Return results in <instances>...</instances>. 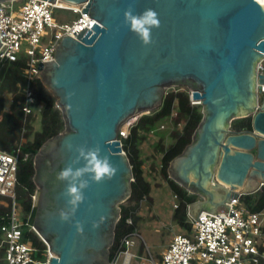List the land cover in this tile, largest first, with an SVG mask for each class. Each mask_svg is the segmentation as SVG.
<instances>
[{"label":"water","instance_id":"95a60500","mask_svg":"<svg viewBox=\"0 0 264 264\" xmlns=\"http://www.w3.org/2000/svg\"><path fill=\"white\" fill-rule=\"evenodd\" d=\"M65 1L87 2L96 23L77 37L63 36L54 59L41 64V80L65 121L34 158V227L51 252L47 264H111L120 204L131 196L134 179L120 128L132 115L160 107L167 87L185 85L202 105L192 141L169 166L175 181L201 197L189 204V213L202 222L201 211L230 208L232 198L264 185V95L257 89L264 81L257 73L264 57L262 1L135 0L137 13L152 8L161 21L147 47L122 24L132 0ZM69 92L74 95L66 99ZM248 116L251 129L232 128L235 119ZM66 142L99 144L119 168L113 180L85 191L71 222L59 218L67 205L65 184L56 180L76 155ZM75 221L83 223L82 234Z\"/></svg>","mask_w":264,"mask_h":264},{"label":"built area","instance_id":"2783aa9c","mask_svg":"<svg viewBox=\"0 0 264 264\" xmlns=\"http://www.w3.org/2000/svg\"><path fill=\"white\" fill-rule=\"evenodd\" d=\"M18 4H15V3ZM87 2L70 3L65 0H5L0 1V60L17 61L26 58L23 77L26 84L18 81L25 95L23 110L32 112L35 100L33 81L40 78L41 64L53 60L63 36L77 35L92 29L96 23L86 10ZM55 9H64L76 14L72 19L58 18ZM50 29V30H48ZM257 73L264 75V57L259 61ZM259 95H264V81L257 83ZM190 91V90H189ZM196 104L197 100L192 98ZM130 130L120 128L119 137H127ZM121 140V139H120ZM122 147L123 143L121 141ZM124 149V148H123ZM125 151V150H124ZM29 153L24 155L27 159ZM22 158L20 144L11 150L0 148V204L9 209L0 215V252L4 264H47L51 256L49 247L45 258L35 256L37 247L25 237L26 226L36 233L31 214L24 215L22 204L17 197L19 184L18 170ZM32 206L37 207L38 187L31 194ZM242 194L231 199L227 205L219 207L215 213L201 211L197 220L188 211L186 233H175L169 244L161 251V259L153 264H264V209L253 211L241 201ZM129 223L132 218H127ZM38 234V233H37ZM137 230L126 234L112 259L116 264L123 253L121 264H130L134 255L129 246L135 244ZM45 242V241H44Z\"/></svg>","mask_w":264,"mask_h":264},{"label":"trees","instance_id":"16d2710c","mask_svg":"<svg viewBox=\"0 0 264 264\" xmlns=\"http://www.w3.org/2000/svg\"><path fill=\"white\" fill-rule=\"evenodd\" d=\"M26 58L21 56L17 61H1L0 60V114L3 119L0 120V148L11 150L20 144L22 158L19 162L17 185V197L22 204L24 215L31 214V222L34 220L36 206H32L31 194L37 188L34 182V158L37 151L43 143L49 138L61 132L65 127V121L62 111L56 105L57 98L46 88L40 78L33 81L35 100L32 103V112L25 114L23 105L26 101L22 87L18 86V81L26 84L23 77V67ZM8 90L13 94V101L9 109H5L4 90ZM35 107H39L41 117V130H35L33 137L30 138L33 129V119ZM177 110L174 117L176 122H183L181 129L175 130L172 134L174 142L168 147H162V168L163 176L168 180L170 187L179 199L173 218L184 228H188V206L195 201V195L189 192L185 187L177 181L169 177V166L171 161L179 155L185 147L192 141L195 129L198 127L203 112L199 105L191 102L189 91H171L164 95L163 102L160 107L154 109L151 114L143 115L139 121L132 127L130 134L123 138V148L127 151V155L133 169L132 193L129 197L136 204L131 207L121 206V216L115 228L114 243L110 248L111 259L121 243V239L128 233L137 230V219L134 218V211L139 207L141 200L150 195L151 183L145 178L143 172V162L140 158L138 144L143 138L140 131H149L155 128L156 124L164 118L173 116L174 110ZM23 127L24 130L21 128ZM232 128L235 130H244L252 128V116L235 119ZM16 144H15V143ZM29 153L27 159L24 155ZM247 202V207L253 211L264 209V185L256 192L243 194L241 201ZM9 208L0 204V215ZM133 217L129 223L127 218ZM25 237L30 238L37 247L38 258H45V250L47 248L45 242L40 236L29 226L24 228ZM2 252H0V264H4L2 260ZM35 264V263H30Z\"/></svg>","mask_w":264,"mask_h":264},{"label":"rangeland","instance_id":"374dc122","mask_svg":"<svg viewBox=\"0 0 264 264\" xmlns=\"http://www.w3.org/2000/svg\"><path fill=\"white\" fill-rule=\"evenodd\" d=\"M15 4L18 3L16 2ZM54 15L57 19L65 18L66 20H70L76 16V14L71 11L64 9H55ZM178 90L189 91L188 87L185 85H177L167 87L165 94L167 92ZM3 95L6 99L5 109L7 110L10 108L13 101V94L5 89L3 91ZM195 105H199L202 109V105L198 104V102H196ZM152 111L154 110H151L150 112L137 113L129 117L127 121L123 123V128L131 131L132 127L143 115L151 114ZM176 113L177 110L175 109L173 116L161 119L156 124L154 129L149 131H140V135L143 138L138 144L139 153L143 162L142 167L145 178L151 183V192L149 196L140 201L138 209L133 213L135 215L134 218L136 217L137 219L136 225L138 235L135 236V244L129 246V250L134 254L131 258L130 264H153L149 253L152 254L156 261L160 260L161 251L169 244L174 234L186 233L185 228L181 227L173 218L175 209L179 204V199L176 197L168 180L161 172L163 157L162 147H168L171 143H173L174 137L172 134L175 130L183 127L182 121H175L174 117L176 116ZM33 116L34 127L30 138L33 137L35 130H41L42 127L39 107H35ZM2 119L3 114L1 113L0 120ZM21 128L24 130L23 127ZM119 139H121L123 143V138L119 137ZM125 152L127 153L126 150ZM169 177L172 178L170 172ZM194 195L196 200L201 198L197 194ZM242 203L247 206V202L245 200ZM135 204L136 202L134 200L128 198L122 202L120 206L131 207ZM35 256H38L37 252L35 253ZM122 261L123 253L119 255L116 264H121Z\"/></svg>","mask_w":264,"mask_h":264},{"label":"clouds","instance_id":"9594fccd","mask_svg":"<svg viewBox=\"0 0 264 264\" xmlns=\"http://www.w3.org/2000/svg\"><path fill=\"white\" fill-rule=\"evenodd\" d=\"M134 4L135 0H132L125 9L122 24L139 39L142 46L147 47L155 43L152 30L161 27L159 14L152 8H146L137 13ZM73 95V92H69L66 99H70ZM65 148L70 152L74 151L76 155L56 174V180L65 184L62 195L67 205L65 209L59 211V218L61 222H71L80 205L87 199L85 191L93 184L99 185L113 180L119 168L112 163L108 155L102 154L99 144L89 147L86 142L75 146L71 142H66ZM74 227L77 233L82 234L83 223L81 221H75ZM92 227L95 229L99 227V224L93 222Z\"/></svg>","mask_w":264,"mask_h":264},{"label":"bare ground","instance_id":"6f19581e","mask_svg":"<svg viewBox=\"0 0 264 264\" xmlns=\"http://www.w3.org/2000/svg\"><path fill=\"white\" fill-rule=\"evenodd\" d=\"M260 1H262V3L264 4V0H260ZM133 116V115H132ZM127 121V120H126Z\"/></svg>","mask_w":264,"mask_h":264}]
</instances>
